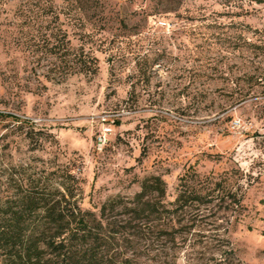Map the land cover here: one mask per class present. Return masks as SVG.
I'll return each mask as SVG.
<instances>
[{
	"label": "rangeland",
	"instance_id": "obj_1",
	"mask_svg": "<svg viewBox=\"0 0 264 264\" xmlns=\"http://www.w3.org/2000/svg\"><path fill=\"white\" fill-rule=\"evenodd\" d=\"M46 1L0 0V200L33 185L58 199L71 175L98 214L159 176L168 205L187 175L212 202L175 242L147 235V262L264 264V0H94V76H66L45 20L15 12Z\"/></svg>",
	"mask_w": 264,
	"mask_h": 264
},
{
	"label": "trees",
	"instance_id": "obj_2",
	"mask_svg": "<svg viewBox=\"0 0 264 264\" xmlns=\"http://www.w3.org/2000/svg\"><path fill=\"white\" fill-rule=\"evenodd\" d=\"M46 2L47 6L36 14L25 4L15 12L18 17L27 18L28 23H34L38 16L45 20L44 27H40L45 52L60 59L66 76L76 73L94 76L97 58L82 41L87 36L84 32L87 23L94 24L90 21L94 18V0ZM75 28L80 29L79 34ZM17 47L22 52L19 43ZM68 178L58 199L40 192L34 185L24 194L2 195L0 264H149L153 247L147 244V235L167 234L175 242L194 226H181L180 218L192 208L212 202L211 194H204L202 186L190 187L185 175L175 201L167 205L165 180L150 176L142 180L140 191L132 199H109L96 214L83 210L80 201L73 200L82 186L71 175ZM115 211L120 213L113 214Z\"/></svg>",
	"mask_w": 264,
	"mask_h": 264
},
{
	"label": "built area",
	"instance_id": "obj_3",
	"mask_svg": "<svg viewBox=\"0 0 264 264\" xmlns=\"http://www.w3.org/2000/svg\"><path fill=\"white\" fill-rule=\"evenodd\" d=\"M101 141V140H100Z\"/></svg>",
	"mask_w": 264,
	"mask_h": 264
}]
</instances>
